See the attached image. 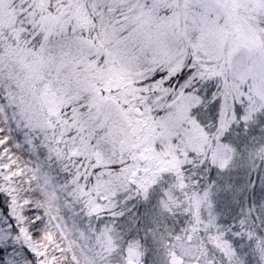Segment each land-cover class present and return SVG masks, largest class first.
Wrapping results in <instances>:
<instances>
[{
	"label": "snow or ice",
	"instance_id": "obj_1",
	"mask_svg": "<svg viewBox=\"0 0 264 264\" xmlns=\"http://www.w3.org/2000/svg\"><path fill=\"white\" fill-rule=\"evenodd\" d=\"M0 264H264V0H0Z\"/></svg>",
	"mask_w": 264,
	"mask_h": 264
}]
</instances>
